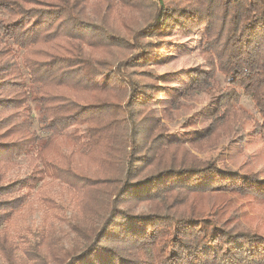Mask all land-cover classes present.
<instances>
[{"label": "trees", "instance_id": "trees-1", "mask_svg": "<svg viewBox=\"0 0 264 264\" xmlns=\"http://www.w3.org/2000/svg\"><path fill=\"white\" fill-rule=\"evenodd\" d=\"M88 1L0 0V252L8 264H44L45 257L59 264H264V232L250 226L264 206V178L226 171L230 180L220 182L223 172L194 154L224 144L237 151L254 139L264 144V0H179L195 19L173 29L189 34L205 26V70L191 72L186 93L207 92L211 101L190 124L203 127L178 140L167 138L162 119L185 105L160 102L152 71L143 83L131 71L156 61L159 47L132 29L108 42L92 31L107 8L134 10L139 2L101 0L106 8L92 17ZM147 2L163 35L181 10ZM114 49L143 55L116 61ZM108 51V58L96 55ZM242 94L258 120L239 105ZM31 104L39 108L42 137L32 128ZM22 155L30 175L2 184ZM209 176L213 189L193 188ZM46 179L68 193L70 228L82 246L57 253L48 230L39 240L45 253L14 261L4 225ZM39 198L49 211L64 210L48 190Z\"/></svg>", "mask_w": 264, "mask_h": 264}, {"label": "rangeland", "instance_id": "rangeland-1", "mask_svg": "<svg viewBox=\"0 0 264 264\" xmlns=\"http://www.w3.org/2000/svg\"><path fill=\"white\" fill-rule=\"evenodd\" d=\"M101 0H89V7L87 12L92 17H97L98 11L104 10L106 7L101 3ZM136 9L127 10L121 7L118 10H108V17L101 25L97 24V29L92 30L94 36H100L102 40L109 41L110 37L115 35L126 36L129 34L127 29H132L136 34L146 33L145 39L147 42L158 46L155 48L158 58L156 61L149 63L147 67L143 68L138 66L131 71L134 72V79L143 83L147 72L150 70L158 76V87L161 88L162 93L160 96V102H164L165 105L171 103V99H177L182 105L174 111L170 120L162 119V122L167 126V138L178 140L183 136H192L195 132L203 127V125H190L193 121L194 115H198V118L202 115L206 107H208L211 101V96L207 92H199L196 94L187 95L186 89L191 83L193 77L192 73L196 70H205V62L199 55V45L201 38L205 32V26H199L191 29L189 34H186L181 28L175 29V23L181 20L191 23L195 18L194 10L188 9L189 3L179 0H165L164 6H166L170 13H174L175 10H181L179 15H174L168 22L169 27L163 35H158L157 30L159 27H155L156 23L153 18V12L150 9L147 0H137ZM185 12V13H184ZM182 14H185L182 17ZM154 26L153 28H151ZM198 26V24H197ZM104 31V34H99ZM99 34V35H98ZM99 37V38H100ZM117 56V60L133 61L143 55L139 50H133L130 52L122 53L118 49H114L111 52ZM98 58H108V53L99 52L96 53ZM105 55V56H104ZM148 82V80L146 79ZM216 81L221 86H226L224 76L217 74ZM162 100V101H161ZM162 105V104H160ZM239 105L246 109L253 117L258 120V115L254 109V104L249 96L241 95ZM32 117H33V130H35L39 136L42 137V131L39 129L38 118L40 116L39 108L31 104ZM248 137V136H247ZM252 137H248L247 140ZM255 142L251 144L246 143L240 145V150L235 151L233 148H226V144L221 148L220 146L210 148L203 152L195 153L200 160L211 161L217 171L220 172H232L237 176L241 175V172L252 171L257 172L260 177L264 178V144L260 140L254 139ZM245 164V165H244ZM32 168L31 161L24 155L16 158L15 166L7 173H5L2 184L8 182H15L21 180L30 175ZM230 176L224 174L220 182H227L230 180ZM184 184L185 181H180ZM212 177H206L193 188H203L206 190L213 189ZM48 190L54 199L56 204H61L64 210L61 208L52 212L45 208L43 201L39 198V193L43 190ZM242 203V201L240 202ZM143 206L139 207L137 211L143 210ZM74 206L70 201L68 193L65 192L56 182L48 179L41 181L31 192L30 196L23 201V204L13 213L11 219L4 225V229L9 235L8 243L14 246L13 250H9L11 258L19 260L25 258L26 253L34 251L38 253H45V246L39 244V240L43 234L46 236L48 230H52V240L57 243L55 245L56 251H69L70 248H79L82 246V241L77 239L75 233L71 231L72 217ZM250 226L252 228H261L260 231L264 232V206L256 208L252 214ZM49 227V228H48ZM48 228V229H47ZM48 237L45 239L47 240ZM10 256V255H9ZM45 257V256H42ZM44 264H59L51 259L45 257ZM0 264H8L7 258L0 252ZM29 264H34L32 261Z\"/></svg>", "mask_w": 264, "mask_h": 264}]
</instances>
